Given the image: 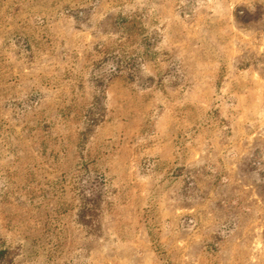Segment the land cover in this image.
Here are the masks:
<instances>
[{
  "label": "rangeland",
  "instance_id": "rangeland-1",
  "mask_svg": "<svg viewBox=\"0 0 264 264\" xmlns=\"http://www.w3.org/2000/svg\"><path fill=\"white\" fill-rule=\"evenodd\" d=\"M0 264H264V0H0Z\"/></svg>",
  "mask_w": 264,
  "mask_h": 264
}]
</instances>
